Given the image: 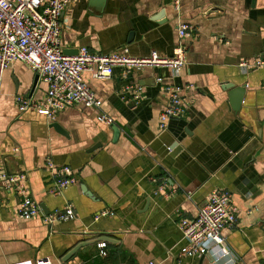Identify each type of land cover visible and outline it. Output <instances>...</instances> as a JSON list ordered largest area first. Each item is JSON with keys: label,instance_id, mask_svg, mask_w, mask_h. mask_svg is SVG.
<instances>
[{"label": "crops", "instance_id": "0c3cea01", "mask_svg": "<svg viewBox=\"0 0 264 264\" xmlns=\"http://www.w3.org/2000/svg\"><path fill=\"white\" fill-rule=\"evenodd\" d=\"M61 22L67 56L87 47L171 57L180 23L195 35L185 43L186 64L176 77L163 67L130 74L116 67L108 80L85 75L113 126L81 105L55 120L36 110L21 113L16 97L39 103L47 85L27 64H11L0 81V166L26 174L28 194L45 215L72 205L76 217L22 220V196L0 188V264H264V68H239L264 56V0H186L178 13L171 0H70ZM130 85L143 88L138 106L123 98ZM168 85L184 89L188 112L162 131ZM238 93L243 102L235 110ZM113 127L120 130L117 140ZM48 161L69 166L76 179L61 196L51 193ZM218 190L231 194L238 212L236 228L224 233L232 254L220 261L214 254L202 262L183 257L180 218H195ZM104 211L113 216L96 220ZM103 237L114 240L105 242L106 257L99 241L64 261L79 244Z\"/></svg>", "mask_w": 264, "mask_h": 264}, {"label": "built area", "instance_id": "2783aa9c", "mask_svg": "<svg viewBox=\"0 0 264 264\" xmlns=\"http://www.w3.org/2000/svg\"><path fill=\"white\" fill-rule=\"evenodd\" d=\"M185 1L171 0L177 13L181 11ZM69 4L70 0H0V81L11 64L19 61L31 67L47 85L46 96L39 103L23 96L16 97L15 101L21 113L36 110L48 119L55 120L65 109L81 105L96 110L99 122L113 126V120L102 112L103 101L85 81L86 74L95 80H108L113 76L116 67L125 69L126 74L145 68L163 67L176 77L185 66L188 51L185 43L195 35V29L184 23L178 26L180 41L171 57L161 56L153 51L149 57L139 59L132 57L127 48L110 54H100L87 47L80 48L75 56H67L61 47V17ZM239 68L243 73L263 69L264 56L243 60ZM183 92L184 89L180 86L168 85L164 88L167 104L160 114V130L167 129L170 121L186 116L188 106L183 99ZM123 98L138 106L143 99V88L130 85L124 89ZM47 168L54 179L52 195L61 196L76 183L69 166L57 167L48 161ZM26 181V174H10L5 166H0V188L22 196L17 210L19 218L30 221L43 216L49 224L75 219L72 205L45 215L41 206L29 196ZM167 187L163 181L158 185V191L164 194ZM109 216H113V213L104 211L96 216V220ZM237 223L238 212L232 204L231 194L223 190L211 192L205 206L198 211L195 218L181 217L178 222L187 242L181 255L201 260L214 254L216 261L230 256L232 251L224 233L235 229ZM98 247L101 256L106 257V243L102 242ZM36 264L51 263L45 260Z\"/></svg>", "mask_w": 264, "mask_h": 264}, {"label": "water", "instance_id": "95a60500", "mask_svg": "<svg viewBox=\"0 0 264 264\" xmlns=\"http://www.w3.org/2000/svg\"><path fill=\"white\" fill-rule=\"evenodd\" d=\"M243 96H244V94H242V93L235 94V102H234L235 110H238L239 106H241V104L243 102ZM55 128H57V125H55ZM113 132H114V140H117V138L119 137V134H120V130L118 129V127H113ZM99 241L106 242V243L114 242V240L109 238V237H103L99 240L81 243L77 247H75L72 251H70V253H68V255L65 257L64 261L71 259L78 252L79 249H81L85 246L91 245V244H96ZM203 260H204V258L201 259V262Z\"/></svg>", "mask_w": 264, "mask_h": 264}]
</instances>
